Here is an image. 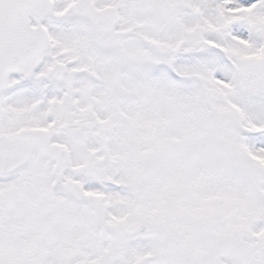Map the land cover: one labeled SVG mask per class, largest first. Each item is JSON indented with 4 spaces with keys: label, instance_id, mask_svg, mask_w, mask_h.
I'll list each match as a JSON object with an SVG mask.
<instances>
[{
    "label": "snow or ice",
    "instance_id": "obj_1",
    "mask_svg": "<svg viewBox=\"0 0 264 264\" xmlns=\"http://www.w3.org/2000/svg\"><path fill=\"white\" fill-rule=\"evenodd\" d=\"M0 264H264V0H0Z\"/></svg>",
    "mask_w": 264,
    "mask_h": 264
}]
</instances>
